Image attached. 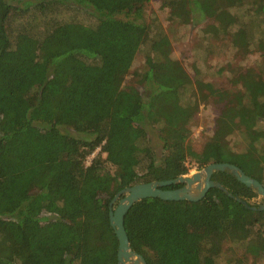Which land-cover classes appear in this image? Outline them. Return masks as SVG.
<instances>
[{
  "label": "trees",
  "instance_id": "trees-1",
  "mask_svg": "<svg viewBox=\"0 0 264 264\" xmlns=\"http://www.w3.org/2000/svg\"><path fill=\"white\" fill-rule=\"evenodd\" d=\"M149 1L0 0V264H117L114 196L190 166L229 163L264 183V55L227 89L193 80L163 31L151 35ZM164 6L180 24L211 19L204 32L229 35L237 54L264 42V0ZM211 99L212 134L196 152L192 124ZM238 132L242 152L229 144ZM211 180L246 205L214 188L197 202L147 198L129 209L124 228L147 264H264L257 193L223 172Z\"/></svg>",
  "mask_w": 264,
  "mask_h": 264
},
{
  "label": "rangeland",
  "instance_id": "rangeland-1",
  "mask_svg": "<svg viewBox=\"0 0 264 264\" xmlns=\"http://www.w3.org/2000/svg\"><path fill=\"white\" fill-rule=\"evenodd\" d=\"M246 20L248 22V19ZM144 22L152 24L153 31L151 35L153 37L160 30L163 31L171 45L170 56L183 65L191 79L208 83L215 88H229L230 78L240 70L246 68L256 70V63L261 62L264 55V42L258 43L256 47L251 49L249 54L242 55L237 54L235 49L232 48L229 35L221 38L208 36L204 30L207 25L211 24V19L185 25L171 20L169 11L164 6V0L149 1L145 7ZM145 54L146 50L143 49L136 55L132 70H142ZM195 71L197 72L195 73ZM193 90L194 85L188 86L182 92V100H190ZM212 101L211 99L205 104L199 105L192 124L189 145L196 152L202 149L212 134L213 120L216 115V107ZM153 134L155 133L153 132ZM153 134L151 132L152 152L157 161H160L161 148ZM229 144L233 151L242 152L244 150L243 146L246 144L243 134L238 132V134L232 135L229 138ZM196 171L195 167L190 166L186 175ZM251 203L264 206V198L258 196ZM116 205L117 203L115 205L113 203V207Z\"/></svg>",
  "mask_w": 264,
  "mask_h": 264
},
{
  "label": "water",
  "instance_id": "water-1",
  "mask_svg": "<svg viewBox=\"0 0 264 264\" xmlns=\"http://www.w3.org/2000/svg\"><path fill=\"white\" fill-rule=\"evenodd\" d=\"M218 172L232 176L237 182L243 184L257 193V196L264 198V184L256 179L247 176L240 168L229 163L209 164L203 169L189 175H182L172 180L153 181L148 183L135 184L117 193L109 204V223L114 230L118 241L117 264H147L145 259L136 253L129 243L124 228V218L129 209L138 201L147 198H158L162 201H189L201 200L210 189H218L229 198L246 205L237 196H233L219 182H214L211 177ZM183 184L184 186L175 190H162V187ZM119 195H122L117 205L113 207ZM256 210L255 207H249ZM260 209H264L261 206Z\"/></svg>",
  "mask_w": 264,
  "mask_h": 264
},
{
  "label": "flooded vegetation",
  "instance_id": "flooded-vegetation-1",
  "mask_svg": "<svg viewBox=\"0 0 264 264\" xmlns=\"http://www.w3.org/2000/svg\"><path fill=\"white\" fill-rule=\"evenodd\" d=\"M196 169V168H195ZM197 170V169H196ZM200 170V169H199ZM199 170H197V171H199ZM212 178V177H211ZM151 182H153V181H151ZM172 186H176V187H174V188H169V187H162L161 189L162 190H175V189H179V188H182L184 185L183 184H179V185H172ZM117 195V194H116ZM115 195V196H116ZM114 196V197H115ZM122 197V195H119L118 196V198L116 199V201L114 202V205L116 204V203H118V201L120 200V198ZM114 199V198H113ZM255 199V198H254ZM254 199H252V200H250L249 202H250V204H252L251 202L254 200ZM263 203V202H262ZM252 205H256V206H262V205H260V204H252ZM264 205V204H263ZM261 208V207H260Z\"/></svg>",
  "mask_w": 264,
  "mask_h": 264
},
{
  "label": "built area",
  "instance_id": "built-area-1",
  "mask_svg": "<svg viewBox=\"0 0 264 264\" xmlns=\"http://www.w3.org/2000/svg\"><path fill=\"white\" fill-rule=\"evenodd\" d=\"M90 160V158H88V161Z\"/></svg>",
  "mask_w": 264,
  "mask_h": 264
}]
</instances>
